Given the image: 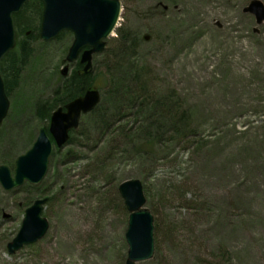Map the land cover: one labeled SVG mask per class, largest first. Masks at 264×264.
I'll return each instance as SVG.
<instances>
[{
    "label": "rangeland",
    "instance_id": "374dc122",
    "mask_svg": "<svg viewBox=\"0 0 264 264\" xmlns=\"http://www.w3.org/2000/svg\"><path fill=\"white\" fill-rule=\"evenodd\" d=\"M250 1L122 0L117 30L93 58L100 104L54 149L40 184H0V264H126L118 188L131 178L155 218L154 256L139 264H264V22L244 12ZM72 41L29 38L0 125V165L14 171L49 125L38 106L61 86ZM40 197L47 234L9 254Z\"/></svg>",
    "mask_w": 264,
    "mask_h": 264
},
{
    "label": "water",
    "instance_id": "95a60500",
    "mask_svg": "<svg viewBox=\"0 0 264 264\" xmlns=\"http://www.w3.org/2000/svg\"><path fill=\"white\" fill-rule=\"evenodd\" d=\"M27 0H0V62L15 47L16 28L14 15L22 9ZM43 3L40 37L52 40L61 32L73 33V42L66 61L74 62L80 55L84 72L92 68L93 56L103 52L106 40L114 31L121 14V0H41ZM255 15L256 22L264 21V3L252 0L243 9ZM257 30V29H256ZM70 65L62 69L65 76ZM101 100V92L90 87L84 94L69 101L64 107L53 111L48 131L41 128L32 147L21 154L16 162L14 176L8 165H0V183L10 190L22 185L26 180L40 183L48 172V164L53 151V141L61 148L67 144L70 132L78 128L81 116L96 108ZM10 102L0 75V124L6 117ZM119 192L130 212L126 240L128 252L126 264H138L149 260L155 252L154 216L145 206L146 197L142 181L127 179L120 183ZM47 198L37 199L26 211L17 235L8 243V252L14 254L24 245L41 239L49 229V221L42 216Z\"/></svg>",
    "mask_w": 264,
    "mask_h": 264
},
{
    "label": "trees",
    "instance_id": "16d2710c",
    "mask_svg": "<svg viewBox=\"0 0 264 264\" xmlns=\"http://www.w3.org/2000/svg\"><path fill=\"white\" fill-rule=\"evenodd\" d=\"M41 15L42 7L38 0H29L23 10L15 15L16 27L19 34L18 45L4 57L0 67L8 95L11 93L10 87L18 83L23 68L32 56L33 49L30 47L29 38L39 36ZM27 31H30V37H24L23 35V39H20L21 34L26 35ZM134 44L135 40L133 39L132 46L130 47L133 48L135 46ZM91 74L92 71L87 74L83 73L81 64L79 62L75 63L70 74L64 77L61 86L56 89L53 98L39 104L37 110L39 116L49 120L55 108L64 106L68 101L82 95L87 88L92 86L90 82Z\"/></svg>",
    "mask_w": 264,
    "mask_h": 264
},
{
    "label": "bare ground",
    "instance_id": "6f19581e",
    "mask_svg": "<svg viewBox=\"0 0 264 264\" xmlns=\"http://www.w3.org/2000/svg\"><path fill=\"white\" fill-rule=\"evenodd\" d=\"M179 14V11H174L171 13V19H174Z\"/></svg>",
    "mask_w": 264,
    "mask_h": 264
}]
</instances>
